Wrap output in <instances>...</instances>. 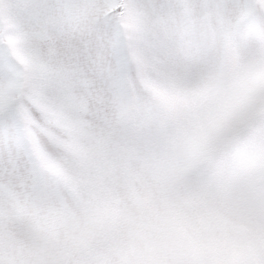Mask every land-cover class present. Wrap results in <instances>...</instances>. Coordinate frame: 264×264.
Instances as JSON below:
<instances>
[{"label": "snow or ice", "instance_id": "6c2138e0", "mask_svg": "<svg viewBox=\"0 0 264 264\" xmlns=\"http://www.w3.org/2000/svg\"><path fill=\"white\" fill-rule=\"evenodd\" d=\"M0 264H264V0H0Z\"/></svg>", "mask_w": 264, "mask_h": 264}]
</instances>
